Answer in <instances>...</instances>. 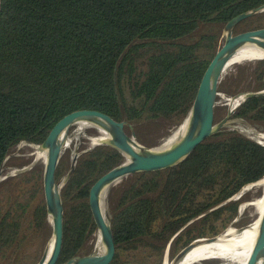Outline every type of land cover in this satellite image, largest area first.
<instances>
[{
    "label": "trees",
    "instance_id": "1",
    "mask_svg": "<svg viewBox=\"0 0 264 264\" xmlns=\"http://www.w3.org/2000/svg\"><path fill=\"white\" fill-rule=\"evenodd\" d=\"M263 3L0 0V166L13 145L41 142L55 121L76 109L99 110L133 125L160 118L181 122L214 54L215 25ZM242 24L264 27V14L241 20L235 30ZM202 25L215 29L198 33ZM263 109L264 94L249 98L238 115L264 123V116L252 115ZM120 161L113 147L97 145L79 159L73 176ZM263 174L264 146L231 130L196 146L163 178L117 188L111 209L115 252L109 264H153L186 222ZM24 176L35 179L25 192L11 196L0 186V257L20 239L29 200L41 187L38 170ZM91 185L64 201V213L73 211L63 220L58 263L80 255L95 228L88 204ZM237 203L232 200L197 218L174 243L219 232L236 214Z\"/></svg>",
    "mask_w": 264,
    "mask_h": 264
},
{
    "label": "water",
    "instance_id": "2",
    "mask_svg": "<svg viewBox=\"0 0 264 264\" xmlns=\"http://www.w3.org/2000/svg\"><path fill=\"white\" fill-rule=\"evenodd\" d=\"M263 13H264V3L257 5L246 11L238 13L237 15L233 16L223 24L222 27L223 39L222 41H220L219 45L215 49L214 54L212 55L211 59L206 65L199 79V82L196 86L195 93L193 95L189 108L185 116L183 117L181 123L179 124V126L182 127V130L170 142V144L167 147H165L161 152L156 154L147 163L140 164L136 162L127 161L124 159L119 163L114 164L110 167L89 170L79 175L73 176V171L76 166L77 158L79 156L78 154L74 157V162H73L74 166L71 172H68L67 170V172L62 177L57 178L55 176L57 164L59 161V159H57V162L55 163V166L53 168V180L50 183L45 184L42 175L43 200L34 218V228L36 230L45 228L49 225L52 219L54 220L57 219V226H58L57 234H56L57 241L54 246H48L47 243L45 242H43L41 245H38L35 250V255H34L35 259L32 264H66L75 257L85 258L90 254L89 253L85 255H76L69 258L65 262L58 263L61 252L62 239H63V220L66 214L68 213L67 212L63 214L61 212L63 208V202L67 197H69V195L74 193L79 187L86 184H92V186L107 185V189H109L114 185H122V186L130 187V186H137L143 183L151 182L156 180L162 173L165 174L170 170H172L173 168H175L177 165H179L199 144L208 142L231 130H236L237 132L246 135L242 131L240 132L235 127L234 123L245 122L242 118L238 117V113L242 108L243 104L249 98L264 94V90H262L264 87V60L261 61L259 65L254 68V70L248 71L247 73L245 72L240 78L233 81L235 83L233 87L221 88L218 86V84L220 79L223 77V74H221L222 63L225 59L229 47L236 43H239L241 39H243L245 36L252 35L255 34L256 32L264 30V27H259L255 29L235 31V26L241 20L249 16L263 14ZM232 98L239 99L238 105L236 106L237 110L234 118L220 132V134L213 135V133L216 132L217 130L200 131L201 119L204 116V114L207 113V111L211 108L212 103L215 100H225V99L228 100ZM87 114H95L104 117L115 124L120 125L123 128L124 132L127 134V136L132 137L133 140L137 142L135 135L133 133L129 134L125 130V126L129 125V123L126 122L125 120L118 121L113 119L108 114L101 112L99 110L82 108V109L72 110L64 114L57 121L53 123V125L50 127L47 134L43 138V140L39 142L37 145L38 156L41 157L42 154L44 155L48 154L57 134L64 127L69 128L74 118H76L77 116H82ZM94 125L95 127L104 129V127L99 123H94ZM109 134L110 137L107 140L97 142L94 146L90 147L88 151L92 150L97 145L105 144L117 150L123 158V152H122L123 146H121L119 142H117L114 139V137H112L110 132ZM249 138L264 146V144L260 143L259 141L251 137ZM23 141L34 144L33 142L28 140H23ZM7 157L8 154L5 156L0 166V181L4 179L2 177L1 170H2V165ZM32 166H33V161L29 163L27 166L16 169L7 177L24 174L25 172L30 170ZM128 180H130V183L127 182ZM234 198L235 196L232 194L229 198L218 203L213 208H210L209 210L199 214L198 216L186 222L168 240V244H167L168 246L166 247L163 258L161 262H157L156 264H162L164 262L167 255L166 253L168 252L169 244L187 225H189L195 219L207 214L211 210L234 200ZM91 218L93 220L94 226H96L97 223L96 217L91 215ZM106 228L108 233V254L107 257L101 262V264H109L113 259L115 252V245L113 242V234L111 230V217H106ZM94 229H96V227ZM217 234L198 237L189 240L183 243V246L194 240L213 237ZM262 242H264V203L258 217L257 230L251 247V251H250L251 253H249L250 255L244 264H249L248 262L252 257L255 249ZM263 257H264V251L262 252L260 257L256 260L254 264H259L260 260ZM214 264H235V263L228 261L226 258H223V259H218Z\"/></svg>",
    "mask_w": 264,
    "mask_h": 264
},
{
    "label": "bare ground",
    "instance_id": "3",
    "mask_svg": "<svg viewBox=\"0 0 264 264\" xmlns=\"http://www.w3.org/2000/svg\"><path fill=\"white\" fill-rule=\"evenodd\" d=\"M255 60H264V30L256 32L252 35L245 36L239 43H236L229 47L225 59L222 63L221 74H224L233 64L241 63L243 61ZM262 90H264V87ZM222 101L224 105H230L227 106V114L219 121H215L214 114L215 106L217 104V101L215 100L212 103L211 108L207 111V113L204 114L201 119L200 131L217 130L213 133L215 134L222 131L234 118V113L237 109L236 106L238 105L239 99L232 98ZM94 123L101 124L104 129L97 127L98 134H95V136H93L92 138L88 137V147L94 146L97 142L107 140L110 137V132L112 137H114V139L119 142L121 146H123V158L127 161L140 164L147 163L156 154L161 152L182 130V127L178 125L174 131H172L168 135L166 134L167 136L158 145L144 146L138 141V143L134 141L132 137L127 136L120 125L115 124L104 117L95 114L77 116L76 118H74L69 128L64 127L57 134L48 154H42V156L40 157L43 163L42 175L45 184H48L53 180V168L55 166V163L57 162V159H59L62 151L70 145L71 162L68 168V172H71L74 166V157L79 154L78 146L81 143L80 137L84 134V129L88 126H95ZM74 125V135L71 136L69 130ZM241 130L251 136L256 137L257 141L264 144V128H259L254 124L249 125L248 123L244 124ZM22 146L32 148L33 152L31 153L33 155L38 154L37 145L22 141L19 143L18 148H21ZM4 168L5 167L2 165L1 171L3 178H6L16 169H19L12 168L9 171L5 172ZM107 190V185H91L89 190V208L91 214L97 219L95 234L94 238L92 239L94 240L93 251L85 258L75 257L66 264H101V262L107 257L108 233L106 228L107 208L105 201ZM239 190L233 195L239 196L243 192H247L250 190L260 191V195L258 197L252 198L251 200L248 199V201H244L240 211L238 212L239 215L244 214L245 219L243 217L242 218L246 222L251 218L249 223H246L239 227L235 226L234 223H232L229 224L218 236L201 238L190 242L184 247V249L180 252V254L173 262L168 263L167 252L164 264H204L205 261L211 260L212 262H216L218 259L223 258H226L228 261L234 262L235 264H244L250 255L249 253H251V247L257 230L258 217L264 203V176L254 182L247 184L240 191ZM61 212L64 214V202ZM57 229V219H52L50 222V236L48 238V241L46 242L48 246H54L56 244ZM263 251L264 242L260 243V245L255 249L248 263L254 264ZM259 264H264V257L260 260Z\"/></svg>",
    "mask_w": 264,
    "mask_h": 264
},
{
    "label": "rangeland",
    "instance_id": "4",
    "mask_svg": "<svg viewBox=\"0 0 264 264\" xmlns=\"http://www.w3.org/2000/svg\"><path fill=\"white\" fill-rule=\"evenodd\" d=\"M264 14V13H263ZM218 28V37L216 39V48L219 45L220 41H222V27L219 25H215ZM215 26L213 25H202L198 31V33L205 32L207 30H211L212 28L215 29ZM242 29H246L245 24H242L237 27L235 31H241ZM215 48V49H216ZM262 60H255V61H243L241 63H236L233 64L224 74L223 77L220 79L218 86L221 88H229L234 86L235 80L240 78L245 72L247 73L248 71L254 70L256 66L259 65V63ZM217 104L215 106V114H214V119L215 121H219L222 119L228 112V107L230 105H224L222 100H216ZM246 113L238 115L239 118H242L245 122H237L234 123L235 127L241 132L244 124L249 125H257L259 128H264V123L261 120L257 119H252L250 117H246ZM253 117H258L261 118L264 116V109L261 111H253L252 113ZM248 122V123H247ZM179 123H173L170 120L167 119H155V120H147V121H142V122H137L133 124H129L125 126V130L129 134H134L136 140L145 145V146H155L158 145L168 134H170L172 131L176 129V127L180 124ZM74 129L75 125L72 126L69 130L70 135H74ZM96 131V132H95ZM245 133L248 137H251L256 140V137L249 135L248 133L242 131ZM95 134H98V128L95 126H88L84 129V134L80 137V145L78 146V152L79 156L77 158L78 163L79 159L84 157L88 149L89 144V139L88 137H93ZM167 134V135H166ZM245 135V136H246ZM23 140H20L18 143L13 145L9 152H8V158L3 163L4 171H9L12 168H21L24 166H27L29 163L33 161V166L30 170L25 172L24 174L21 175H14V176H9L4 178L3 180L0 181V186H3L6 188L7 192L9 195L14 196L20 192H25L26 190L30 189L31 186H33V182H35V179L32 181H26L25 180V174L28 172H31L32 170H38L40 173L41 177V187L38 189V191L30 198L29 204L27 205L26 211L24 213V216L21 220V237L19 240L15 241L5 253L1 254L0 257V264H32L34 262V255H35V250L38 245H41L43 242H47L48 238L50 236V223L47 227L38 229L36 230L34 228V210L35 208L42 203L43 200V184H42V168H43V163L42 160L40 159V156L38 158L37 155H33L31 152H33V149L27 146H22L21 148H18V145L20 142ZM34 143V142H33ZM72 143V141H71ZM35 145H38V143H34ZM87 144V146H86ZM27 150H26V148ZM25 148V149H24ZM32 149V150H31ZM26 150V151H25ZM37 156V157H36ZM124 160V158H122ZM71 162V145L66 147L59 158L56 172H58V175L55 176L57 178L62 177L68 170L69 165ZM76 169V166L74 170ZM58 170V171H57ZM167 173H162L156 180H159L163 178ZM130 183V180L127 181ZM247 184V183H246ZM245 184V185H246ZM244 185V186H245ZM243 186V187H244ZM242 187V188H243ZM117 188H126V186L122 185H114L110 187L106 193L105 196V201H106V208H107V217H111V209L116 203V198L115 195L113 194ZM240 188V190L242 189ZM239 190V191H240ZM260 195V191H245L239 196H235L234 200H238V203L236 205V214L231 218L230 221L225 223L224 226L221 227L220 233L227 227L230 223L234 222L235 226H242L246 223L249 222V220L246 222L243 220L244 214L239 215L238 210L243 201H248L251 200L252 198H256ZM6 199H4L5 201ZM6 204V206L10 205V202L6 203V201L3 203ZM73 211V208L66 211L65 213L69 214L70 212ZM66 214V215H67ZM238 215V216H237ZM241 217V218H240ZM243 217V218H242ZM245 219V218H244ZM196 220V219H195ZM194 220V221H195ZM192 221V222H194ZM191 222V223H192ZM240 222V223H239ZM190 223V224H191ZM189 224V225H190ZM187 225V226H189ZM186 226V227H187ZM185 227V228H186ZM215 233V234H217ZM95 234V229L93 230L92 234L89 236L88 240L85 242V244L82 246L83 252L80 255L84 254H89L93 251L94 249V238ZM219 234L215 235L218 236ZM214 234H207L205 236H210ZM189 241V240H188ZM187 241H182L179 243H174L172 241L169 244L168 248V263L173 262L176 257L180 254V252L184 249V247L189 244L187 243L186 245L183 246V243ZM168 241L165 244V248L159 258L153 263L156 264L157 262H161L163 255L165 253L166 247L168 246ZM166 260V259H165ZM164 260V262H165ZM164 262L162 264H164ZM214 264L215 262L209 260L205 261L204 264Z\"/></svg>",
    "mask_w": 264,
    "mask_h": 264
}]
</instances>
